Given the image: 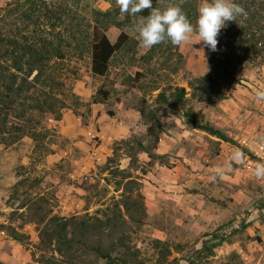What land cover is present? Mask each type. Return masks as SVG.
<instances>
[{"label": "rangeland", "instance_id": "374dc122", "mask_svg": "<svg viewBox=\"0 0 264 264\" xmlns=\"http://www.w3.org/2000/svg\"><path fill=\"white\" fill-rule=\"evenodd\" d=\"M170 2L177 0H153V6ZM200 2L193 0V23ZM31 3L0 0L3 35L36 47L43 39L62 43L66 58L48 61L45 82L6 114L0 264H41L50 256L41 231L54 215L103 219L115 210L124 190L117 168L133 172L148 216L141 226L129 225L126 256L113 255L127 264H264V179L254 174L264 163V101L255 95L264 90V59L248 66L235 86L223 87L226 99L207 102L193 96L191 82L210 72L213 51L196 43L195 34L181 47L165 42L144 49L132 26L148 9L132 16L116 0ZM97 26L113 43L126 34L106 75L92 71ZM1 60L13 64L11 57ZM182 87L188 94L180 102ZM195 121L209 122L229 141ZM234 150L244 158L228 167ZM78 255L83 263L95 258L85 249Z\"/></svg>", "mask_w": 264, "mask_h": 264}, {"label": "trees", "instance_id": "16d2710c", "mask_svg": "<svg viewBox=\"0 0 264 264\" xmlns=\"http://www.w3.org/2000/svg\"><path fill=\"white\" fill-rule=\"evenodd\" d=\"M32 4L35 0H31ZM248 12L246 19L238 18V21H230L221 29L218 36L217 51L209 53L208 60L211 65L209 73L196 78L191 85L193 96L207 102H219L227 98L223 87L235 86V82L242 79L244 70L252 64H258L264 59V0H237ZM193 0H183L182 8L190 19L195 16L192 8ZM48 8L44 15L47 17ZM33 14V10L27 17ZM104 15L110 16L109 13ZM40 19V18H39ZM38 19V21H39ZM100 26L94 31L92 40V71L96 75H106L109 70L113 55L122 47V33L116 42H112L104 31H99ZM27 38V37H26ZM7 39L5 47L3 42ZM28 41V40H27ZM44 44L36 47L34 42H20L17 37L5 38L0 30V62L7 57L13 58V64L6 66L0 63V144L6 139L3 135L7 129L6 114L8 108H12L23 93L31 91L41 81L47 79V63L53 58L64 59L62 43L54 46L51 41L43 39ZM34 74L33 78L32 75ZM188 94L186 88H179L178 100L182 102ZM108 93H104V98ZM44 105L47 101L44 100ZM39 110L54 111L52 107ZM141 114L145 116V111ZM153 120L156 114H151ZM194 126L212 135H216L225 141L228 136L214 128L209 122L195 121ZM20 130V127H17ZM150 157L155 154L142 142L138 141ZM120 173L124 190L122 198L115 204V210L106 214L105 218L86 217L78 220L76 217L65 218L54 215L44 225L41 231V241L50 256L41 257V264H96L104 260L109 264H127L119 255H113L123 251V256L130 250L127 240L129 237V225L141 226L145 224L148 216L145 197L139 189V182L133 172L117 168ZM18 238V236H16ZM159 243H163L159 241ZM94 255V260H86L79 256L84 250ZM53 252V255H51Z\"/></svg>", "mask_w": 264, "mask_h": 264}, {"label": "clouds", "instance_id": "9594fccd", "mask_svg": "<svg viewBox=\"0 0 264 264\" xmlns=\"http://www.w3.org/2000/svg\"><path fill=\"white\" fill-rule=\"evenodd\" d=\"M120 12L135 16L149 10L146 17L132 26V33L138 39V44L144 49L170 42L173 46L181 47L190 43L195 34L196 43L202 42V47L210 51H217L218 36L221 29L230 21L238 18L246 19L248 12L237 0H201L197 9L195 23L191 21L183 10L182 0L170 2L165 7H154L153 0H116ZM256 99L264 101V90L256 92ZM244 158V153L234 150L227 162L239 163ZM255 176L264 179V163L255 166Z\"/></svg>", "mask_w": 264, "mask_h": 264}]
</instances>
